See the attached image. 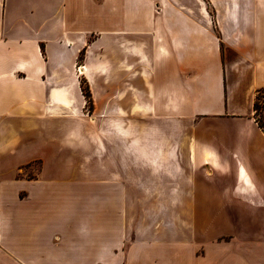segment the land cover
<instances>
[{
  "label": "crops",
  "instance_id": "1",
  "mask_svg": "<svg viewBox=\"0 0 264 264\" xmlns=\"http://www.w3.org/2000/svg\"><path fill=\"white\" fill-rule=\"evenodd\" d=\"M263 88L264 0H0V121L81 155L75 180L16 167L41 162L0 197V264H264L236 190L264 189Z\"/></svg>",
  "mask_w": 264,
  "mask_h": 264
},
{
  "label": "rangeland",
  "instance_id": "2",
  "mask_svg": "<svg viewBox=\"0 0 264 264\" xmlns=\"http://www.w3.org/2000/svg\"><path fill=\"white\" fill-rule=\"evenodd\" d=\"M80 62L81 60L78 59L77 63ZM77 76L80 80V87L81 88L83 86L87 87L86 82H84L83 75L77 74ZM258 101L261 107L264 106V91L262 90L259 91ZM261 115H264V109L262 108L258 110V116L260 117ZM52 121L57 123V121L55 120ZM64 132H65L64 129L63 128L61 129L59 126L55 127V129L52 130L45 128L39 129L38 124H36L33 121H29L27 122V124H23L21 120H17V119H9L2 122L0 121V197L3 203L15 204V201L13 200L15 197L14 193L15 191H17L19 187L22 186V184H24V183L21 184V183L13 182L9 180L10 177L11 179L24 178L29 180L32 177L36 176V173L38 172L41 166V162L39 160L25 163L24 165H22L21 170H18V172H16V167L19 164L26 162L34 155L42 156L44 155V153L47 154V157H45L46 160L43 164L44 166L42 173H40L42 176L48 177L52 175H57L59 177H66L68 178V180L77 179L76 177L79 176V172H80L79 162L81 155L79 152L78 154L68 152L67 147L61 146L59 143H57L58 140L60 139L62 140L63 137L62 135L64 134ZM17 137L18 139H16ZM48 149L50 152H46L48 151ZM74 162H76V165H73ZM25 185L27 186V188L29 187L28 184ZM34 189H46V188L45 186H38ZM34 189L26 190V188H20L18 190V195L20 197L26 196L28 191L29 193H31L32 191H34ZM86 190L85 193H83L85 195L87 193ZM236 190L239 193L248 196V204L245 206V208H247L248 213H250L249 214L250 222L254 223V226L252 227H255L257 229L258 225H256V222L259 221L263 222L264 225V209H259V213H260L259 217L258 215L253 214V212L256 211L257 197H258V196L256 197L255 192L261 193L262 191H264V189H236ZM61 191L62 189L56 190V192L53 191L52 193L53 202H65V200H67L65 193L64 192L62 193ZM221 191H222V196H224L226 194V191L223 189ZM137 196L139 197L140 195L137 194ZM110 197H113V195H110ZM16 199L17 197L15 198V200ZM94 200L95 198L93 196L91 195L88 196L87 201L92 202ZM61 212L62 211H56L57 214H61ZM159 222L161 221L158 220L157 223L154 225L155 228L156 226H158ZM168 222L169 221L163 220L162 225L166 226ZM249 233L250 234H248V236L251 237L255 232L252 231ZM230 238L232 239V235H222L219 236L217 239L220 240V239H230ZM257 239H260L261 242H264V235L257 236L256 234H254V236L251 238L252 241H250L252 245H256V243L253 242H257L255 241ZM200 249H202V247Z\"/></svg>",
  "mask_w": 264,
  "mask_h": 264
},
{
  "label": "trees",
  "instance_id": "3",
  "mask_svg": "<svg viewBox=\"0 0 264 264\" xmlns=\"http://www.w3.org/2000/svg\"><path fill=\"white\" fill-rule=\"evenodd\" d=\"M85 98H86V103L89 107V109L91 108V105H92V102H91V96H90V93L88 91V88L85 86H83L81 88ZM264 91V88L263 89H260L259 91ZM259 91L257 92L256 94V98L254 100V105H253V108H254V115H255V118H256V121L258 123V125L264 130V115H261L260 117L258 116V110L260 108L264 109V106H260L259 105V101H258V98H259Z\"/></svg>",
  "mask_w": 264,
  "mask_h": 264
},
{
  "label": "bare ground",
  "instance_id": "4",
  "mask_svg": "<svg viewBox=\"0 0 264 264\" xmlns=\"http://www.w3.org/2000/svg\"><path fill=\"white\" fill-rule=\"evenodd\" d=\"M77 72L78 73H83V66L82 65H80L79 67H77ZM210 155V154H209ZM207 157H209L208 155H205V158H207Z\"/></svg>",
  "mask_w": 264,
  "mask_h": 264
},
{
  "label": "built area",
  "instance_id": "5",
  "mask_svg": "<svg viewBox=\"0 0 264 264\" xmlns=\"http://www.w3.org/2000/svg\"><path fill=\"white\" fill-rule=\"evenodd\" d=\"M80 66V64H77V67H79Z\"/></svg>",
  "mask_w": 264,
  "mask_h": 264
}]
</instances>
